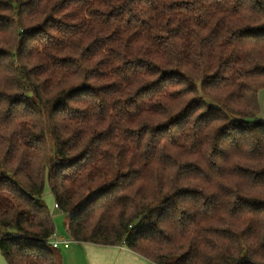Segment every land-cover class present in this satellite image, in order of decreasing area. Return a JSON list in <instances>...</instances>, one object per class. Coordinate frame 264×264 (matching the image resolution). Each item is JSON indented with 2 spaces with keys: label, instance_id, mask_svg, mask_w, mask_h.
Returning <instances> with one entry per match:
<instances>
[{
  "label": "trees",
  "instance_id": "obj_1",
  "mask_svg": "<svg viewBox=\"0 0 264 264\" xmlns=\"http://www.w3.org/2000/svg\"><path fill=\"white\" fill-rule=\"evenodd\" d=\"M264 0H0V252L68 237L155 264H264Z\"/></svg>",
  "mask_w": 264,
  "mask_h": 264
},
{
  "label": "crops",
  "instance_id": "obj_2",
  "mask_svg": "<svg viewBox=\"0 0 264 264\" xmlns=\"http://www.w3.org/2000/svg\"><path fill=\"white\" fill-rule=\"evenodd\" d=\"M49 197L53 201L52 196L49 195ZM49 207L54 220L61 215L64 216L54 207V201L53 205H49ZM58 212L59 215H56ZM72 243L63 247L64 264H155L128 249L125 245L101 246L74 240H72Z\"/></svg>",
  "mask_w": 264,
  "mask_h": 264
},
{
  "label": "rangeland",
  "instance_id": "obj_3",
  "mask_svg": "<svg viewBox=\"0 0 264 264\" xmlns=\"http://www.w3.org/2000/svg\"><path fill=\"white\" fill-rule=\"evenodd\" d=\"M260 101H261V108H262V117L264 118V90L261 91V93H260ZM49 195H50V190L47 187L46 192H45V196H44V200L48 205L52 206L53 201H52V199H50ZM57 214L59 215V212L56 213V215ZM54 221H55V225H56V232L59 234V236L68 237V234H67L65 226H64L65 217L61 215L58 217V219L55 218ZM70 243L73 244L72 241H70L67 245H61V247H58V248H54L53 246H51V247L53 248L52 250L55 251V253L60 255L63 252V247L68 246ZM0 264H7L6 260L4 259L3 255L1 254V252H0ZM63 264H64V259H63Z\"/></svg>",
  "mask_w": 264,
  "mask_h": 264
},
{
  "label": "built area",
  "instance_id": "obj_4",
  "mask_svg": "<svg viewBox=\"0 0 264 264\" xmlns=\"http://www.w3.org/2000/svg\"><path fill=\"white\" fill-rule=\"evenodd\" d=\"M54 207L58 208V204H55ZM70 241H72L71 238L59 236L58 233L55 232L51 239V245L54 248H58V247H61V245H67Z\"/></svg>",
  "mask_w": 264,
  "mask_h": 264
}]
</instances>
